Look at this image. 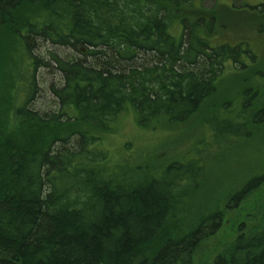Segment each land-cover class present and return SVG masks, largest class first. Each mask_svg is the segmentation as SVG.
<instances>
[{"label":"trees","instance_id":"1","mask_svg":"<svg viewBox=\"0 0 264 264\" xmlns=\"http://www.w3.org/2000/svg\"><path fill=\"white\" fill-rule=\"evenodd\" d=\"M199 2L0 0V264H194L264 187V170L227 196L209 180L211 150L264 123V66L249 41H214L218 17ZM246 4L227 8L264 16ZM42 67L62 76L56 109L32 105ZM227 72L241 83L231 99ZM227 114L242 123L216 138ZM127 119L131 139L112 144ZM172 141L186 150L159 157ZM213 264H264L262 222Z\"/></svg>","mask_w":264,"mask_h":264},{"label":"rangeland","instance_id":"2","mask_svg":"<svg viewBox=\"0 0 264 264\" xmlns=\"http://www.w3.org/2000/svg\"><path fill=\"white\" fill-rule=\"evenodd\" d=\"M251 2L255 3L257 5L256 7L264 8V0H201L199 5L216 14L218 17L220 28L215 33L214 41L237 43L241 40H247L250 46L259 55L257 64L260 61V64L264 66V31L258 30V25L261 24L264 26V16H261V19H255L254 16L249 13L239 11L232 12L227 8L231 5L233 6L232 8L246 11L249 8L246 3ZM49 49L57 51L63 56L71 55L73 52L69 48L51 46V44L44 43L39 53L46 55V51ZM234 75L227 72L223 76L218 91L220 95L222 94L221 96H226L231 99L236 95L238 85L241 86V83L237 81L239 77H237L236 74ZM61 78V74L54 67H42L38 69L37 80L40 89L32 103L35 108L44 111L56 109L58 107L56 98L50 91V85L53 82L60 83L62 81ZM254 81H258L256 85L259 90V103L264 104V76L255 78ZM248 82L246 84H248ZM235 117L236 115L227 114L215 118L216 121L214 122V126L217 128L221 126V128L226 129L219 134L217 131H214V136H216V138L223 137V139L231 137L233 134L229 133L228 129L230 130L235 123H242L236 120ZM130 126V119H127L125 126L120 130L119 136L111 138L113 140L112 144H121L122 142H120V139H131ZM244 126L243 130L237 134V136L231 137L232 139L230 138L231 140L228 144L221 148H213L211 150L212 157L210 158L209 166L212 169L210 174L211 179L209 180L226 196L233 193V191L247 182L256 173L264 170V123L256 124L247 122ZM185 130L186 126H183L180 134L184 141L187 142L186 138L188 136H186V134L184 135ZM154 137V135H148L144 137V142L149 141L148 143L150 144L153 141L160 140V138L156 139ZM191 139L192 138H190V140ZM185 150V146L182 147L179 142L176 143L172 141L166 147V151H162L158 156H165L166 152L168 154H177ZM125 151L127 150L123 147L120 149L119 153ZM258 209L261 211L260 214H256ZM263 218L264 187L258 189L254 194L248 197V199L242 202L240 207L229 208L221 228L213 236L206 239L200 246L194 264H213L217 255L227 249L240 233L252 231L256 224L261 222L262 225H264Z\"/></svg>","mask_w":264,"mask_h":264}]
</instances>
